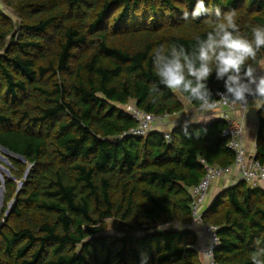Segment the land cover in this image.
<instances>
[{
    "label": "trees",
    "instance_id": "16d2710c",
    "mask_svg": "<svg viewBox=\"0 0 264 264\" xmlns=\"http://www.w3.org/2000/svg\"><path fill=\"white\" fill-rule=\"evenodd\" d=\"M2 1L23 20L0 7V146L14 176L0 178V264H141L142 256L203 264L191 190L206 164L235 162L225 121L178 125L171 139L155 129L138 136L123 106L133 101L155 117L198 107L159 84L152 51L161 43L191 49L215 12L185 21L195 0ZM212 8L235 11L249 31L264 25V0H212ZM209 86L223 91L215 79ZM258 119L255 158L264 163V107ZM108 219L117 234H104ZM203 220L218 226L216 264H252L264 238V187L239 180Z\"/></svg>",
    "mask_w": 264,
    "mask_h": 264
},
{
    "label": "clouds",
    "instance_id": "9594fccd",
    "mask_svg": "<svg viewBox=\"0 0 264 264\" xmlns=\"http://www.w3.org/2000/svg\"><path fill=\"white\" fill-rule=\"evenodd\" d=\"M213 11L216 20L211 30L204 36L194 35L191 49L183 44L161 43L152 51V68L159 84L196 102L198 107L194 111L201 113L197 122L214 116L218 107L214 102L216 95L243 107L248 106L250 98L264 100V74H258L259 69H264V59H258L264 49V25L252 26L251 36L244 34L237 23L236 12L213 10L212 0H207V6L206 0H195L192 10L183 13V19L196 21ZM210 79L222 82L223 91L214 93L209 86ZM158 92V85L153 84L151 93L157 94L152 97L153 103ZM254 244L250 260L252 264H264V238H257ZM146 261L147 256H142L141 264Z\"/></svg>",
    "mask_w": 264,
    "mask_h": 264
},
{
    "label": "built area",
    "instance_id": "2783aa9c",
    "mask_svg": "<svg viewBox=\"0 0 264 264\" xmlns=\"http://www.w3.org/2000/svg\"><path fill=\"white\" fill-rule=\"evenodd\" d=\"M260 71V72H259ZM259 74H264V69L258 70ZM222 92L221 90L217 93ZM253 101L250 98L249 103ZM214 102L218 105L215 112L219 113L226 125L223 136L228 139V146L235 152L236 158L233 165L228 167H220L218 165L206 164L207 173L200 183L191 190L192 201V226H203L209 236V243L203 248V253L208 260V264H216L214 261V250L219 243L218 226L205 223L203 220V209L208 197L210 188L214 180L223 177L232 169L239 171L241 179L247 181L250 185H261L264 187V163L260 162L255 156L250 155L244 145V124L243 119L233 115L237 109H246L241 105H233L226 102L223 96L217 95ZM123 108L138 122V126L131 132L138 136H146L154 129V124L158 119L169 117H155L138 108L136 103L130 102ZM197 107H193L190 111H194ZM167 139H171V135L167 133Z\"/></svg>",
    "mask_w": 264,
    "mask_h": 264
},
{
    "label": "crops",
    "instance_id": "0c3cea01",
    "mask_svg": "<svg viewBox=\"0 0 264 264\" xmlns=\"http://www.w3.org/2000/svg\"><path fill=\"white\" fill-rule=\"evenodd\" d=\"M262 104H264V100L254 99L248 104V107L246 109H237L233 112L234 116L243 119L244 145L248 153L252 156L256 155L257 134L259 130L258 113H259V109L261 108L258 106ZM191 108L193 107L190 106L188 103H186V108L184 111L169 116V118L165 117L158 119L155 122L156 126L154 125V129L160 130L165 133H169L174 127L178 125L206 123L214 118L219 117V113L216 112V114H214V116L210 120L197 122L195 120L201 119V113L199 114V112H197L193 114L192 112H190ZM163 119L164 120L167 119V120H165L164 122H160ZM239 180H241V175L239 171H237L236 169H232L231 172L227 173L223 177L214 180L210 188L206 202L204 204L203 212L209 208V206L211 205L217 194H219L225 188L238 182ZM193 228L196 230L198 235V247L201 251H203V248L207 246V244L209 243V236L206 233L203 226H193ZM202 258H203V264H208V260L204 254H202Z\"/></svg>",
    "mask_w": 264,
    "mask_h": 264
},
{
    "label": "rangeland",
    "instance_id": "374dc122",
    "mask_svg": "<svg viewBox=\"0 0 264 264\" xmlns=\"http://www.w3.org/2000/svg\"><path fill=\"white\" fill-rule=\"evenodd\" d=\"M0 7L3 10V12L6 15L11 16L15 20V22L17 24H21L22 23V20H23L22 17L19 14H17L11 6L6 5L2 0H0ZM240 30H241L242 33L251 36V31L246 29V27H240ZM259 70H261V69H259ZM55 78L62 79L63 76L61 74H58ZM197 112L198 111H192L193 114L197 113ZM214 114H216V112ZM165 120H167V119H165ZM165 120L163 119L160 122H164ZM154 125L156 126V124H154ZM8 155H9V152L6 149H4V148H2L0 146V178H1L2 181H4L5 177L14 178V176L11 175L10 169L8 167V165L10 164ZM22 183H23V180H18V183H17L18 184V188H21ZM0 187H1L0 189H2V190H0V195H3V193H4L3 184ZM0 199L2 200L3 197L0 198ZM8 213H9V211L6 212V214H8ZM106 223H107V226H106V229L104 231V234H106V235H115V234L118 233V228L115 225V221L113 219H108ZM203 258H204V256H203Z\"/></svg>",
    "mask_w": 264,
    "mask_h": 264
},
{
    "label": "water",
    "instance_id": "95a60500",
    "mask_svg": "<svg viewBox=\"0 0 264 264\" xmlns=\"http://www.w3.org/2000/svg\"><path fill=\"white\" fill-rule=\"evenodd\" d=\"M1 188V187H0ZM0 190H2V189H0ZM3 197V195H1V198Z\"/></svg>",
    "mask_w": 264,
    "mask_h": 264
}]
</instances>
